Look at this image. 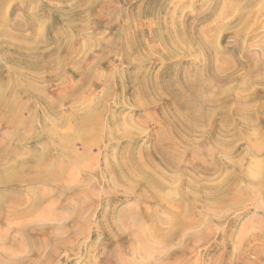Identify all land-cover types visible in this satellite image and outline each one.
Instances as JSON below:
<instances>
[{
	"label": "rangeland",
	"instance_id": "374dc122",
	"mask_svg": "<svg viewBox=\"0 0 264 264\" xmlns=\"http://www.w3.org/2000/svg\"><path fill=\"white\" fill-rule=\"evenodd\" d=\"M35 1L39 4L37 6L35 5L33 11L30 9L28 10L29 13L32 11L30 14L34 17L42 16L45 13V8L51 4L61 3L67 8L63 9L65 12L72 10L71 7L74 1H78V3L80 2L84 6L83 8L80 6L82 13H84H81V21H74L73 24L75 26L73 27L67 22V19L64 18L63 15V17H60V15L57 16V14L55 15L58 10L52 7H49L48 9L51 11L55 10L56 12H50L51 16L47 18V21L45 19V22L43 21L44 23L42 22L41 26L37 27V30H42V32L47 30V32H45V37L48 39L53 38L52 36H56V32L59 30L63 32V34L69 36L71 42L70 44L67 43L66 46L65 40V46L63 48L66 51V49L71 47L72 50H74V54H76L73 56V61L70 64L67 63L68 66L61 69L63 73H60V75L44 69L37 73L39 77L43 79L40 86H44V88H42L44 89V92H47V96L45 92L44 97L49 96L47 98L48 100L52 97V100L57 101L59 99L58 96L61 97L64 95L66 90V94H68L70 88H72L75 84L78 82H84V88L78 96L72 97V101H70L71 99H67V101L61 104L59 107L61 114L68 116L73 105H77L76 110L79 112H85L88 109V111H90L91 109H95L94 107L98 101L100 102H98V105H101L104 111L100 117V123L102 125L101 127H97L95 130L91 129L90 133L88 134L89 136L87 135L86 138L89 139V141H82L80 138H75V140L70 143L73 147L71 149H74L75 153L80 157L77 161L81 162V165L75 163L72 159L69 162L70 164L67 162V168L63 169L64 178L62 179L64 180H61V183L58 187L44 184L33 185L24 182L17 187V191L11 192L9 189L4 190V192L10 197H12L13 193L16 192L22 197L27 195L29 199H32L33 203L37 202V207L35 209H31L30 211L28 208L29 206H27L24 201L23 204H20V206L13 209L12 211L9 208H4L3 210V214L7 213L9 209L8 214H11V212L13 213V211L14 213L20 212V214H22L20 216L23 217H26L25 215L29 216V214L33 212V216L24 218V220L20 218L13 219L12 217L9 220H5L3 223H0V233L2 235L0 236V247L5 246L6 249L10 250V246L12 247V243L16 239L22 243V249L19 252L16 251V254L9 255V262L11 264H16L15 262L18 263L21 258L23 259L25 256L28 257L31 255L33 260L32 264H47L50 260L51 262L49 264H107V258L111 255L115 256L113 255V251L116 250L115 248H126L127 246H131V249L133 248V250L129 255L126 256L125 264H264V0H250L251 5L249 4L248 0H182L184 5L183 7L178 4L180 0H99L98 6L99 4L100 6L97 7L96 10L99 8L100 9L97 10V12L96 10H93L92 12L86 10V12L85 0H64L65 2H59V0ZM242 2L244 5L246 2V4L250 6L246 7L242 5L243 7H239ZM233 4H236V6ZM9 6H11L10 9H8ZM225 6H228L225 9L229 11L233 10L232 12H229L231 15L228 14V17L222 11V8L224 10ZM6 8L9 11L7 13V10H5V14H8H6L8 21L22 19V16L29 14L27 13V9H23V11L22 9H18L19 4L17 3L11 2L6 6ZM174 9L176 10L177 14L171 18L170 12L172 11L171 13H173L175 11ZM196 9L197 11H200L198 12V16L195 14V12L193 14V10L196 11ZM146 10H154V16L149 14L145 15L144 17L142 16L140 19L135 17V20L131 16L134 13H138L139 11L143 12ZM187 11L189 16L192 13L191 16L193 18H201L204 13V15L209 13L210 15L208 14V17L210 19L207 22H200V26L198 24L199 28L197 26L196 29L198 34H196V32L195 34L198 36H205V41L207 43L210 41L208 44L211 48L213 46L211 41L216 38L215 45L218 48L215 46V49L217 48L219 50L218 53L223 56V49H229L230 54L227 56L232 61H237L240 63V68H238L236 73L233 74L237 80L228 83L225 86L226 89H230V86L239 83V76L242 79L245 78L247 76V71L250 69L253 71L251 74L253 78L256 76L255 79L259 80L255 83H251L249 89L244 93H252L254 98L252 100V104H256L255 106L259 105L258 115L256 114L257 116L255 115L253 116L254 118H252L254 125V129L252 130V137L254 138L253 144L255 146V150L260 153L258 158L255 156L252 157L253 159L250 157H243V155H247L248 153L246 148L249 147V144L246 143V141H242L236 143L237 153H233L232 158H224L223 160L221 154L219 155L220 151L215 146V141L218 140L217 137L220 138L219 140L225 139L226 141L227 138L229 139V137L223 138L220 134H218V132L220 131V126L222 128L223 125L225 126L224 129L228 132L230 130V121L225 125L220 114H217L212 122H208L209 124L203 123L204 125L197 126L198 128H196V130L194 129L192 132V129H190V123H186V121H184L185 123L182 121L172 122V119L169 118L170 113L173 111L170 109V107H168L169 99L167 97H164L163 100L157 102V104L149 105L147 109H144L143 106L137 104L134 101L138 90H135L134 88L131 89L130 83L127 79L132 73L137 72L139 69V59H134V61L128 64V61H126L125 57H123L122 48H118L119 45L115 43L117 32L119 29H121L122 24H125V20H129L126 18L125 14L128 13L127 15H129V13L133 12V14L130 15L132 17L131 22L133 23L131 24V31L135 32L136 29V31L139 33L143 34L144 32L143 39L146 41V43L150 46H156V48L159 49L149 50L147 51V54H144L140 57L142 58V61H147L144 66L146 75L150 78L151 76L156 77L157 75L160 77L167 73L169 74L173 67H178L176 74L182 78L184 75V77H186V71L189 67H191V69H189V75L194 76L196 72L198 73L199 70L202 69L201 64L206 63L209 58L202 56L196 49L190 56L186 57L185 55L180 54L177 57L171 58V60L167 59L164 60V62H161L162 60L159 59L160 55L162 52H166L168 47L165 48V45H162L160 42L153 41V37L158 30H161V27L162 32L167 26L176 25L174 22L177 20L181 21L182 16L187 17ZM21 14L23 15L21 16ZM61 18H63V20ZM36 20H38V18ZM65 20L66 22H64ZM156 21L158 23H156ZM169 21H171L170 24ZM34 31V29L26 30V33L24 31L26 34L24 36H30L29 38H31L32 35V38H35ZM200 31H202L201 34ZM24 33H22V35ZM203 33H205V35H203ZM151 40L152 42H149ZM3 45L4 43L0 42V47ZM38 46L39 52L44 53L53 50L55 45L50 44L46 46L43 42H41ZM80 46L82 49L81 51L78 50ZM139 53H141V51L137 52L135 56H138ZM177 60L179 61L177 62ZM180 60L183 61L181 62ZM192 63H194L193 66H191ZM252 63L255 65H252ZM0 66L14 68L11 63L2 58H0ZM220 66L222 67V65ZM90 67H92L91 71L87 72L88 68ZM219 71V77H227L232 73L230 72L231 70H229V72L228 70H224V72ZM222 73L226 74L223 76ZM120 75H123L121 78L124 79V84L126 87H124V90L119 87L120 84L118 77L120 78ZM207 76H209L208 73ZM108 77L111 78L109 79ZM106 83H109V85H105ZM107 90L110 91L107 92ZM20 96V99L16 97L17 102L23 109L25 108L24 110L21 109L23 112L20 120L22 128L12 129L14 133L7 141L5 153L9 156L12 154L15 148L20 147L21 153L19 155L20 157H25L29 154V151L38 149L36 143L42 140L39 139L36 143L34 141L30 143L25 141L23 142L21 140V133L25 131L26 123H31L30 125H32V122H34L33 126H35L36 130L41 128L44 122L43 117L45 113V104L43 101L38 100V97L35 95L32 97L26 95ZM232 98L233 96L230 98H225L224 101L227 108L232 107ZM103 100H106L104 104ZM162 107H167L166 114L169 116L168 119L171 120H169V123L166 124V126L160 119L163 117L161 112H159ZM168 109H170V111ZM48 116L51 117L49 118ZM48 116L47 119L49 121L51 120V124H58L60 126V119L57 118V116H53L52 114H48ZM113 116H115V118L118 116L122 117L123 119L127 118L125 121L123 119L121 120L122 123H125L122 125L123 127H118V131L121 127L120 131H123L122 133H128V136L130 134V137L123 136V134L121 137L112 138L107 136L109 135V131L112 129L111 121L114 118ZM220 118L221 120H219ZM217 123H220L221 125L219 124V126ZM173 124L175 126H173ZM109 125L111 128H109ZM65 126L66 123L65 125L62 124V126L59 127V130L63 132L67 127ZM173 127H175L176 130ZM10 131L11 128L9 126L3 125L0 122V141L3 139V136L9 134ZM16 131L18 134H20V137L18 134H16ZM158 131H161V134L164 135L163 138L167 140H164L166 143H168L167 146L166 144L164 146L170 147L172 148V152H176H174L177 158V162L175 160V164L177 163L178 165L176 164L174 170L173 168L169 170L168 168L164 167L165 165H161V155L158 152L161 148V143L156 140L159 134ZM164 132L167 133L165 134ZM118 135H120V132ZM255 135L258 139H256ZM167 138H169V140ZM171 142H173L175 145H171ZM226 147L228 148L229 145H226ZM194 149L199 151V156L202 159L206 158L205 161L201 158H199V160L193 161L194 167L198 168L199 165L204 166L206 163V167L211 166L209 169L212 171H209L211 173L208 175L204 174L203 172L200 173V171H198V173L195 168L192 169L193 166L190 163H192L191 160H195L193 158L194 155L192 156V154H194L193 151H195ZM208 153L209 155H207ZM181 154L182 156H180ZM57 155H60L59 152L51 149L52 158L50 156L49 158L52 159V166L55 164L54 166L60 168L61 163L59 164L57 162ZM36 156L37 159H40V154L38 151L36 152ZM249 158L253 160L254 163H251ZM124 160L125 162H129L128 164L132 163L128 160H132L133 163H142L145 161L142 163L143 166L148 165L151 162L148 167L150 170L147 168V166L143 167L148 171H152V165H158L160 168V173H162V171L164 173H162L164 175L163 177L161 174H159V176L162 177L160 179L162 182L164 181L163 178L165 179L164 184L169 180L168 183L170 184L169 185L166 183V186L164 187L166 190L168 188V191L162 189L163 191L161 190L160 193L163 197L165 196V193L168 192L169 196L171 193V195H173L172 197H165L167 200L170 199V201L166 202L164 201L165 198H163L162 205H160L155 201L153 192L146 191V189L142 186L137 189L133 188L134 186H132L133 183L131 182H126L127 184L124 182H119L123 184L122 186L121 184L119 185V173L116 172L119 170H116L115 168V171H109V168L114 167L115 165L117 167L118 164L116 163L120 164L123 162V164H125ZM236 162L242 163L243 169H248L247 171H245V169L242 171L241 175H243V177L240 178L241 180H239L240 187L238 192H241L240 190L242 188L244 192L247 190L252 192L253 190V193H249L248 191L245 192L246 195L244 197H246V199H242L238 207H233L228 204L227 207H216L217 204L215 203L214 198H209L208 194L212 193L216 187L224 183L228 177L232 175L237 177L240 174L237 171H233V163ZM223 164L226 167L225 171L221 170ZM250 164L252 165V168L250 167ZM77 168L81 171L77 170ZM106 168L108 169L106 170ZM194 169L196 170L195 172L193 171ZM212 169H214V171ZM104 171H109V175L104 174ZM248 171L251 173L250 177L252 175L251 178H253V181H256L257 184L259 181H263L261 183L263 185L262 188L258 189L257 184L256 186H251L249 184L250 182L247 180V175L249 174ZM67 172L68 174L70 172H76L74 173L76 176H74L76 178L79 177L80 182H70L66 176ZM115 175L116 184L118 183L117 185L113 183ZM244 176L247 177L245 178ZM172 177H174V180ZM208 183L213 185L209 186ZM214 184L217 185L214 186ZM242 185H244L245 188H243ZM246 185L248 187L250 186L251 188H248ZM129 186L130 188H128ZM62 187L68 191L62 192L59 189H63ZM32 188L35 190V193L30 192ZM203 191H205L204 193L207 192L206 195L203 194ZM57 193L59 195H56ZM197 193L201 196H199ZM49 194H52L51 198L44 200V198ZM140 195H145L148 197L147 201L139 203ZM197 195L198 199L196 198ZM58 196L59 198H57ZM205 196L207 197L206 199ZM56 200H58V202L54 207L53 204ZM171 200L173 202H171ZM41 201L42 203L40 204ZM216 201L218 200L216 199ZM67 202H69L70 208L73 209V212H75L72 214L74 217H60L62 219L53 216H49L47 218L45 217L46 219L44 217H40L41 219L35 217L37 213L42 211L45 207H49L50 205H52V207L50 206L47 213H62L61 208L63 204H66ZM170 202L173 204L170 205ZM60 205L61 208H59ZM187 206H189V209ZM186 208L188 209L187 211ZM77 211L81 212V214L79 212L77 214L80 216L78 219L77 215L75 216ZM124 211L127 213L126 215L129 216L131 222L130 229H127L125 226L120 224L121 226H117V228L114 227L113 230L110 226L114 225L115 223H119V215L124 214ZM144 214L151 215V219L148 217L147 219ZM176 214L177 217L175 216ZM216 217L220 218V222L216 221ZM54 218L55 220H53ZM26 219L27 222L30 223V227H28L25 232H22V234L17 233L18 229L21 227V224L23 221H26ZM157 221L159 223H157ZM184 221L193 222V226L188 228L186 231L176 232L174 235V224L179 225V222L181 223ZM10 227H13L14 229H10ZM33 229L35 231H33ZM114 231H116V234L118 232V234L114 235ZM75 232H78V236L75 234ZM138 232H140L139 235ZM173 236L176 237L173 238ZM32 237L34 244L36 243V245H38L37 249H35V246L32 248L30 245L32 242ZM142 238L146 240L145 247L139 242V240ZM57 242H61L63 246L57 249L56 254L52 258L51 253H54V248H56L55 246L57 245ZM131 243L134 245L132 246ZM23 253L25 254L23 255ZM147 253H149V255ZM146 255H148L147 259ZM4 261L2 259L0 264H8L6 261Z\"/></svg>",
	"mask_w": 264,
	"mask_h": 264
},
{
	"label": "bare ground",
	"instance_id": "6f19581e",
	"mask_svg": "<svg viewBox=\"0 0 264 264\" xmlns=\"http://www.w3.org/2000/svg\"><path fill=\"white\" fill-rule=\"evenodd\" d=\"M37 1H39V0H37ZM60 1L65 2L67 0H65V1L59 0V2ZM248 1H249V4L251 5V1L250 0H248ZM11 2L19 4L18 9H22V11H23V9H27V13H29L28 12L29 9L33 11V9L35 8V5L37 6L39 4L35 0H0V42L4 43V45L2 47H0V54H1L0 58L6 60L7 62L11 63L14 66V68H12V67L9 68V67H7L8 66L7 63H6L7 66L2 67L3 66L2 64H1L2 66H0V122L3 125H7L11 128L10 133L3 136V139H1V141H0V223H3L5 220H9L12 217H13V219L20 218V219L24 220V218L33 216V214H32L33 212L31 214H29V216L25 215L26 217L20 216V215H22V214H20V212L14 213V211H13V213L11 212V214H8L9 209H11V211H12L13 209L20 206V204H23V201L27 204V206H29L28 207L29 211L31 209H35L37 207L36 206L37 202L33 203L32 199H29L27 197V195L24 196L25 195L24 194L23 195L24 197H22L19 193L14 192L15 194L13 193V196L10 197L9 195H7L4 192V190L9 189L11 192L17 191L18 190L17 187L21 183H24V182L29 183V184H33V185L44 184V185H54L55 187H58L59 184L61 183V180L62 181L64 180V179H62V178H64V170L63 169L67 168V165H66L67 162H68V164H70L69 162L72 159L75 163L81 165L80 164L81 162L77 161V160H79L80 157L75 153L74 149L73 150L71 149L73 147L71 146L70 143L72 141H74L75 138H80V139H82V141L83 140L89 141V139H86L87 135L90 133L91 129L95 130V129H97V127H101L102 124L100 123V120H101L100 117L104 111L103 107H101V105H98V102H99L98 101L94 107L96 110L91 109L90 111H88L89 110L88 109L85 112H82V111L79 112L78 110H76L77 105H75V106L73 105L72 109L70 108L71 111H70L68 116L61 114V110L59 108L61 106V104L64 103L65 101H67V99H71L70 101H72V97L78 96L84 88V86H83L84 82H78L77 84H75L72 88H70V91H68V94H66V91H67L66 90L65 94L62 95L61 97L58 96L59 99L57 101L55 100L56 101L55 102L54 100H52V97L50 98L51 100L47 99L49 96L44 97L45 94L47 96V92L46 91H45L46 93L44 92V89H43L44 86H42L43 88L40 86L43 79L40 78L39 75L37 74L39 71L44 69V70H48V71H51L55 74L60 75V73H63V71L61 69L67 67L68 66L67 63L70 64L73 61V56L76 55V54H74V50H72V48L69 46H68L69 48L66 49V51L64 50V48H63L65 46L64 41L66 40L65 42H66V46H67V43L70 44L71 40H70L69 36H67L66 34H63V32H61L60 30L58 32H56V36H52L53 38H51V39H48L47 37H45L46 36L45 32H47V30H45V32L44 31L42 32V30H37V27L41 26L42 22L43 21L45 22V19L47 21V18H49L51 16L50 12H52V11L56 12L55 10L51 11L48 8L52 7V8L57 9L58 12L55 13V15L56 14H57V16L60 15V17L64 16V18L67 19V22L70 23V25L73 27V26H75L73 24L74 21H77V20L81 21L82 11L80 9V6H82V8H83L84 7L83 4H81L80 2L78 3V1H74L73 5L71 7L72 10H70L69 12H65L63 10V9H67V8L64 5H62L61 3L51 4L52 6L49 5V6H47V8H45V13L42 16L34 17L33 15L30 14L32 12L31 11L29 14H25L24 16H22L23 14H21L22 19H16L15 21H8V19H7L8 14L7 13L9 11L7 10L6 6ZM46 2H49V1H46ZM98 3H99V0H85V4H86V6H85L86 9L84 8L85 11L87 10L89 12H92L93 10H96V8L100 6V4L98 6ZM178 4L181 5V7L184 6L182 0H180ZM223 4H225V3H223ZM230 5H232V4H230ZM233 5L236 6V4H233ZM242 5H244L243 2L241 5H239V7H241ZM250 5L246 4V2H245L244 6L249 7ZM40 6H42V5H40ZM186 6H187V2H186ZM228 6H225L224 10L221 7L223 13L226 14L227 17L229 16L228 14L231 15V13H229V12L233 11V10L229 11V10L225 9ZM10 7L11 6H9L8 9H10ZM62 7H64V8H62ZM67 7H69V6H67ZM204 8H205V6H204ZM99 9H97V10H99ZM5 10H7V13H6L7 15L5 14ZM97 10H96V12H97ZM236 11H234V12H236ZM171 12H170L171 18L177 14L176 10L173 13H171ZM194 12L198 16V12H200V11H197V9H196V11L193 10V14H194ZM186 13H187V17L182 16L181 21L177 20L178 24H177V21H175L174 23L176 25L167 26L166 29L162 32H161V30H162V27H161L160 31L158 30L157 33L154 32L155 35L153 37V41L160 42L162 45H165V48L168 47L166 52H162L160 55L159 59L162 60L161 62H164V60H167V59L171 60V58L177 57L180 54L185 55L186 57L190 56L196 49L202 56L209 58V60L206 63L201 64L202 69L199 70L198 73L196 72V74L194 76L189 75V69H191V67H189L188 70L186 71L187 72L186 77H184L185 76L184 75V76H182V78L176 74L178 67H173L171 69V71L169 72V74L167 73V74L160 76V77L157 75L156 77L151 76V78H150L146 75V72L144 70V66H145V63L147 61H142V58H140V57L143 56L144 54H147V51H149V50H155V49L159 50V49H157L156 46H150L146 43V41L143 39L144 32H143V34L137 32L135 27H134L135 32L131 31L132 30L131 24H133L131 22V20H132V17L135 20V17L140 19L142 16L144 17L145 15H149V14H152L154 16L155 12H154V10L153 11L146 10L143 12L139 11L136 14L135 13L133 14V12L129 13V15H127L128 13L125 14L126 18L129 20L128 21L125 20V24H122L121 29H119V31L117 32L115 43L119 45L118 48H122L123 57H125V60L128 61V64H130L132 61H134V59H139L138 60V63L140 66L139 69L137 70V72L132 73L131 76H129V78L127 79L130 83L131 89L134 88L135 90L136 89L138 90V92L134 98V101L137 104L143 106L144 109H147V107L149 105L157 104V102L163 100L164 97H167L169 99L168 107H170V109L173 112L170 113V117H169L166 114L167 107H165V108L162 107L161 110L159 111V112H161V115L163 116L160 118L162 123H164L166 126V124H168L169 120H170V119H168V117L172 119V122L173 121H176V122L182 121L183 123H185L184 121H186V123L191 124L190 129H192V132L194 131V129L196 130V128H198L197 126L204 125L203 123L207 124L208 122H212L214 117L217 114H220L222 116V120L224 121L225 125L227 122L230 121L229 122L230 123V126H229L230 130L228 132L224 129L225 128L224 125L221 128V126H220L221 124L219 123L220 124L219 125L217 123L220 126V131L218 132V134H220L223 138L229 137V139L227 138L226 141H225V139L219 140L220 138L217 137L218 140L215 141V146L220 151L219 155L221 154V156L223 157V160H224V158H226V159L232 158L233 153H237V144L236 143L242 142V141H246V143L249 144V147L246 148L248 153H247V155H243V157H250L251 159H253L252 157L255 156L258 158L260 153L257 150H255V146L253 144L254 138L252 137L253 136L252 130L254 129L253 128L254 125L252 122V118H254L253 116H255L256 114L258 115L259 105L255 106L256 104H252V100L254 99L252 93L251 94L249 92H248L249 94H244V93L249 89V87L251 86V83H253V82L255 83L259 80L255 79L256 76L253 78V76L251 75L253 71L250 69L249 71H247V76L245 78L242 79L239 76L240 82L233 85V86H230V89L229 88L226 89L225 86L228 83H231V82L237 80L233 76V74H235L237 69L240 68V63L237 61H235V62L232 61L227 56L228 54H230L229 49H223V52H222V54L224 53L223 56H221L218 53V51H219L217 49L218 47L215 45L216 44L215 43L216 38L213 39V41H211L212 42L211 44L213 45V46L211 45L212 46V48H211L208 44L210 41H208V43H207L205 41V38H204L205 36L196 35V34H198L196 31L198 24L200 22H207L210 19L208 17L209 13L207 15H204L205 14L204 13L203 16H201V18H198V17L193 18L191 16L192 13L190 14V16L188 15L189 14L188 11ZM82 14H84V13H82ZM131 14H133V15H131ZM164 14H166V13H164ZM220 14H221V12H220ZM160 15H161V13H160ZM183 15H184V13H183ZM37 18H38V20H36ZM58 19H60V18H58ZM61 19L63 20V18H61ZM225 19H226V17H225ZM83 20H85V19H83ZM157 21H156V23H158ZM172 21H173V19H172ZM64 22H66V20ZM170 22L171 21H169V24H170ZM209 23H210V21H209ZM134 24H136V23H134ZM65 25H67V24H65ZM87 25H84V26H87ZM177 26H179V27H177ZM199 26H200V24H199ZM199 26H198V28H199ZM136 27H138V26H136ZM203 27H204V25H203ZM153 28H154V26H153ZM29 29L35 30L34 31V33H35L34 37L35 38H32V35H31V38H29L30 36H24V35H26L25 34L26 30H29ZM199 30H201V29H199ZM24 31H25V33H24ZM37 31H38V34H37ZM63 31H65V30H63ZM140 31H141V29H140ZM195 32H196V34H195ZM22 33H24V34L22 35ZM201 33H202V31H200V34ZM203 35H205V33H203ZM36 39H38V40H36ZM41 42H43L46 46L50 45V44H54L55 45L54 49L51 51L48 50L49 52H44V53L39 52V50H38L39 46L38 45ZM149 42H152V40ZM85 46H86V44H85ZM87 46H89V45H87ZM215 46L217 47L216 49H215ZM240 47H241V45H240ZM78 50H80V51L82 50L81 46L79 47ZM162 50H164V49H162ZM220 50H221V48H220ZM139 51H141V53H139L138 56L137 55L135 56V54ZM62 54H64V55H62ZM186 57H184V58H186ZM235 57H237V56H235ZM178 61L179 60H177V62ZM196 62H197V60H196ZM193 64L194 63H192L191 66H193ZM220 65H222V67ZM252 65H255V64L252 63ZM60 66H61V68H60ZM219 68H221V69H219ZM91 69H92V67L88 68L87 72L91 71ZM219 70L221 72H224V70H226V71L228 70V72H229V70H231L230 72H232V73H231V75H229L227 77H219V74H218ZM207 73L209 74V76H207ZM225 74L226 73H224L223 76ZM244 74H246V73H244ZM121 77H123V75H120V78L118 77L119 84H120L119 87H121V89L124 90V87H125L124 79H122ZM103 80H105V79H103ZM109 83L108 84L106 83L105 85L108 86ZM68 89H69V87H68ZM107 89H109V88H107ZM109 91L107 90V92H109ZM20 95H23V96L26 95V96H31V97L34 95L37 96L38 100H41L44 102L45 110H46L45 111L43 108L45 113H44V117H43L44 122L42 121L43 125L40 128L41 130L40 129L36 130L35 126H33L34 122H32V125H30L31 123L30 124L26 123L27 125L25 124V126H26L25 131L23 133H21V140L23 142L25 141V142L30 143V142L34 141L36 143L37 140H39V139L42 140V141L36 143V146L38 147L39 150L34 149L33 151L32 150L29 151V154L27 155L28 158H27V156L20 157V155H19L21 153L20 147L15 148L14 151L12 152V154H10L9 156L5 153V151H6L5 146L7 145V141L9 140V138H11V136L14 133L12 131V129H15V128L21 129L22 128L20 120H21V117L23 114L21 109H23V108L18 104L17 99H16V97H18V99H20L19 98ZM105 96H108V95H105ZM231 96H233V98H232L233 104L231 105L232 107L227 108L224 100H225V98H230ZM49 101H54V102H49ZM105 102H106V100H103V104ZM98 107H100V108H98ZM170 109H168V110L170 111ZM35 111H36V109H35ZM98 111H100V112H98ZM32 112H34V111H32ZM48 114H52L53 116H57V118L60 119L59 120L60 126H62V124L65 125V123H66V126H67V127L65 126L66 129L62 132L61 130H59L60 126L58 124H51L50 123L51 120L49 121L47 119ZM113 117L114 118L112 119V121L110 120L112 129L109 131V135H107V134L106 135L110 136L112 138L113 137H121L122 134H123V136H128L127 135L128 133H122L123 131L122 132L120 131L121 127L119 128V131H118V127L124 125V123H125V122L122 123V121H121L123 118L119 117V116L117 118H115V116H113ZM38 118H39V114H38ZM228 118H229V120H228ZM125 119H127V118H125ZM125 119H123V120L125 121ZM219 120H221V118ZM257 120H259V119H257ZM227 125H229V124H227ZM173 126H175V125L173 124ZM111 127L109 125V128H111ZM173 128H175V127H173ZM100 130H102V129H100ZM175 130H176V128H175ZM17 131H16V134H18ZM117 132L118 133L120 132V135H118ZM158 132H159V134H158L156 140L159 143H161V148L158 151L161 155V157H160L162 160L161 165L162 164L165 165L164 167L168 168L169 170H171L172 168L174 170V168L177 164V163L175 164V160L177 162V158L175 156L176 152L175 151L172 152V148L166 147L168 143H166L164 141V140H166L163 138L164 135L161 134V131H158ZM133 134H135V133H133ZM168 135H169V133H168ZM214 135H215V133H214ZM18 136L20 137V134H18ZM128 137H130V134ZM255 137H256V135H255ZM167 139L169 140V138H167ZM256 139H258V138L256 137ZM165 144H166V146H164ZM172 144H173V142H171V145ZM173 145H175V144H173ZM226 145H229V147L227 148ZM50 147L52 150H56L60 154L59 155L60 157L58 155L56 156V157H58L56 159L57 162L59 164L61 163L60 168L54 166L55 164H53V166H52V163H53L51 161L52 159L49 158V156L52 158ZM187 147H185V148H187ZM37 151L40 154V157H39L40 159H37V156H36ZM193 152H194V154H192L190 152L192 154V156L194 155L193 158L195 159V160H191L192 163H190L193 166L192 169L195 168L197 170V172L200 171V173L203 172L204 174H207V175L209 173H211L212 171L209 169L211 166L206 167V165H205L206 163L204 164L205 167L201 166V165H199L198 168L194 167L193 161L199 160V158H201V157L199 156V151L195 150ZM49 153H50V155H49ZM132 153H134V152H132ZM135 153H136V151H135ZM200 154H202V153H200ZM207 155H209V153ZM180 156H182V154ZM191 159H192V157H191ZM205 159H202V160L205 161ZM208 159H209V157H208ZM251 159H250V162L254 163L253 160H251ZM180 160H181V158H180ZM10 161H11V163H10ZM128 161H131L132 163L128 164L129 162H125V160H124L125 164H123V162L120 164L116 163V164H118L117 167L115 165L114 167L110 166L111 168H109V171H115V168H116V170H119V171H116L119 173L118 174L119 175L118 183L119 182H121V183L122 182H124V183L131 182V183H133V185L131 184L132 186H134L133 188H136V189L142 186L143 188L146 189V191L153 192V196L155 198V201L157 203H159L160 205H162L163 198H165L166 196H168L167 198H170L173 196V195H171V193L169 196L168 192H167V193H165V196L163 197L162 194L160 193V191L162 189H164V187L166 186L165 184L166 183L169 184L168 183L169 180L167 179L168 181L166 180L167 182L164 184L165 179L163 178L164 181L162 182V180L160 178H162L164 176L163 175L164 173H163V171H162L163 174L160 173V171H159L160 168L158 167V165L157 166L152 165V168H151L152 171H148L143 167L147 166V168H148L149 165L151 164V162H150V164L143 166L142 163L145 161H143L142 163H139V162L133 163L132 160H128ZM178 162H179V160H178ZM221 162H222V160H221ZM200 163H202V162H200ZM63 165H64V167H63ZM68 166H70V165H68ZM201 167H204V168H201ZM250 167L252 168V165ZM54 168H56V169H54ZM107 169L108 168H106V170ZM148 169L150 170V168H148ZM195 169L193 170L194 172L196 171ZM244 169H243L242 163H240V162L233 163V171H235V172L237 171L240 174L239 175L237 174L238 175L237 177L236 176L234 177L233 175L228 177L224 181V183H222L220 186L216 187V189L213 190L212 193L208 194L209 198H211V199L214 198V201L217 204L216 207L217 206L219 208H222L223 206L227 207V204L231 205L233 207H238L241 200L244 198L246 199V197H244V196L246 195L245 192H247L248 190L244 192L241 188V190H240L241 192H238L239 187H240L239 186V180H241L240 178L243 177V175H241V174H242V171H244ZM77 170L81 171L78 168H77ZM212 170L214 171V169H212ZM221 170H224V171L226 170V167L224 164L221 167ZM247 170L245 169V171H247ZM71 171H72V169H71ZM109 171H104V174L109 175ZM209 171H211V172H209ZM249 171H248L249 174L247 175L248 177L246 176L247 180L250 182L249 184L251 186H256L257 183H256V181H253V178H251L252 175L250 177L251 173ZM68 172H67L66 176L70 182H77V183L80 182L79 177H77L78 178L77 179L75 177L76 175L74 174L78 171H76L74 173L70 172L69 174H68ZM159 174H161L162 177H160ZM115 178H116V175L114 177L113 183L115 185H117L118 183L116 184ZM172 178L174 180V177H172ZM202 178H204V177H202ZM70 179H73V180H70ZM200 180H201V178H200ZM209 181H211V180H209ZM262 182L263 181L258 182V184H257L258 189L262 188V186H263L261 184ZM121 183H119V185ZM63 184H65V183H63ZM128 184H130V183H128ZM122 185L123 184H121V186ZM208 185L210 186L213 184L208 183ZM208 185H207V188H208ZM215 185H217V184H214V186ZM244 185H242L243 188H245ZM71 186H69V187H71ZM121 186H119V187H121ZM130 186L128 188H130ZM59 189L62 192L68 191L67 189H64V188L63 189L59 188ZM126 189H127V187H126ZM164 190H166V189H164ZM127 191H129V190H127ZM166 191H168V188ZM30 192L35 193V190L32 188L30 190ZM204 192L205 191H203V194L206 195L207 192L206 193H204ZM248 192L250 193L251 191H248ZM51 193H54V192H51ZM251 193H253V190ZM61 194H60V196H61ZM172 194H173V192H172ZM51 195L52 194L47 195L44 198V200L50 199ZM56 195H59V194L57 193ZM198 195L201 196L200 194H198ZM198 195L196 196V198L198 197ZM247 196H250V195H247ZM57 198H59V196ZM147 198L148 197H146L145 195H140L139 196V203L146 202ZM206 198L207 197L205 196V199ZM215 198L218 201H216ZM165 199H164V201H166V202L170 201V199L169 200H167V199L165 200ZM203 199H204V197H203ZM57 202H58V200H56L54 202V204H53L54 207L57 204ZM171 202H173V201L171 200ZM171 202H170V205L173 204ZM41 203H42V201L40 202V204ZM50 206L52 207V205H50ZM50 206L45 207L44 209L41 208L43 210L40 211L39 213H37V215H35V217L36 218H40V217H44V218L46 217L47 218L49 216L50 217L53 216V217H57V218H60V217L63 218L64 216L65 217H74V215H72V214L75 212H73V209L70 208L69 202H67L66 204H63L62 208H61V205L59 206V208H61L62 213L61 212L60 213L52 212L51 214L47 213ZM189 206H187V208ZM205 207H206V205H205ZM4 208H6V209L9 208L7 213H5V214H3ZM182 208H183V206H182ZM187 208H186V211L189 209V208L188 209ZM71 210H72V212H71ZM78 212L81 214L80 211H77L75 216L78 214ZM182 212H183V209H182ZM126 214L127 213L124 211V214L119 215V218H120L118 220L119 223H115L114 225H112L110 227H112V229H113L114 227L117 228V226L122 225V226H125L127 229H130L131 222H130L129 216H127ZM144 215L146 216V218L148 217L151 219V215H148V214H144ZM180 215H182V214H180ZM18 216H20V217H18ZM175 216L177 217V214ZM79 217L80 216L77 215V219ZM62 218H60V219H62ZM42 220H43V218H42ZM53 220H55V218ZM46 221H48V220H46ZM158 221H157V223H159ZM216 221L220 222V218L218 217L216 219ZM29 224L30 223L27 222V219H26V221H23V223L21 224V227L18 229L17 233L22 234V232H25L26 229L28 227H30ZM174 226H175V229L173 230V232L175 235L176 232L186 231L188 228L193 226V222H190V221H188V222L184 221L181 223L179 222V225L174 224ZM10 229H14V228L10 227ZM34 229H35V227H34ZM34 229H33V231H35ZM114 232H115L114 235L118 234V232H117V234H116V231H114ZM77 233L75 232L76 235H77ZM80 234H81V232H80ZM139 234H140V232H138V235ZM0 236H2L1 233H0ZM120 237H122V236H120ZM174 237H176V236H173V238ZM74 238H75V236H74ZM138 238H139V236H138ZM142 239H140L139 242L142 246L145 247V241L146 240L145 239L142 240ZM32 240H33V237L31 238V241ZM13 241H14V239H13ZM43 242H46V241H43ZM68 243H70V242H68ZM21 244L22 243L18 239H16L12 243V247L10 246V248H11L10 250L6 249L5 246H1L0 247V263L3 259V261L5 260L8 264H11L9 262V255L10 254H16V251L19 252L22 249ZM30 245L32 248H34L33 246H35V249H37V247H38V245H36V243L34 244V241H32L30 243ZM133 245L134 244H132V246ZM141 245H140V247H141ZM61 246H63V244H61V242H57V245L55 246L56 248H54L55 249L54 253L53 252L51 253L52 258L56 254L57 249ZM127 247H126L127 249L126 248H118V247L115 248L116 250H114V251H116V252L113 251V253H114L113 255H115V256H112L111 254H109L111 256H109L107 258V264H125L126 256L129 255L131 253V251L133 250V248L131 249V246H127ZM153 253H152V255H153ZM24 254L25 253H23V255ZM147 254L149 255V253H147ZM138 255H139V253H138ZM148 255H146L147 256L146 259L148 258ZM13 257H14V255H13ZM48 258H50V257H48ZM50 262H51V260L48 263L46 261L47 264H49ZM15 263L16 264H32L33 260L31 258V255H29L28 257L25 256L23 259L21 258L20 261H18V263L17 262H15ZM242 263H244V262H242Z\"/></svg>",
	"mask_w": 264,
	"mask_h": 264
}]
</instances>
